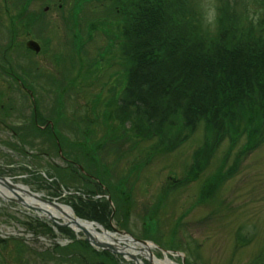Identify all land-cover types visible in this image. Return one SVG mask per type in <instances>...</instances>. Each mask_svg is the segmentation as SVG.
Returning a JSON list of instances; mask_svg holds the SVG:
<instances>
[{
	"label": "rangeland",
	"instance_id": "obj_1",
	"mask_svg": "<svg viewBox=\"0 0 264 264\" xmlns=\"http://www.w3.org/2000/svg\"><path fill=\"white\" fill-rule=\"evenodd\" d=\"M102 1L103 5L108 2ZM233 1H236L233 5L236 13L244 3L253 7L250 16L258 19L264 16L263 7L253 4L252 0ZM197 3L202 8L199 15ZM221 3L222 0H192V6L187 4L186 8L197 16L192 22L201 31L205 27L212 31L214 27L204 19L205 6H214L217 13ZM101 4L94 0L80 9L78 5L75 10L74 0H0V177L51 198L59 205L69 206L65 191L51 196L52 188H39L33 182L36 175L44 176L45 168H36V163H44L32 156L35 148L25 142L32 136L41 138L39 134L26 133L23 127L32 109L37 108L43 119H47L46 124H50L49 115L56 118L58 133L66 139L65 149L78 153L88 171L93 166L84 161L80 148L72 144L76 141L84 145L85 158L92 157L107 175L121 180L113 181L110 191L119 196L124 194L127 216L122 227L116 226L113 218L109 219L110 225L149 242L150 264L154 258L167 264H182L183 253L190 264H264V141L239 152L245 137L232 145L225 137L196 176L191 177L188 167L194 151L203 144L202 125L174 147L170 148L166 141L153 149L150 157L146 154L157 142L156 136L137 139L134 148L130 147L131 139L117 140L114 137L116 120L105 116L102 107L107 105L111 109L108 102L122 84L125 64L116 56L120 38L112 37L114 24L100 19L106 13L105 5ZM75 36L79 49L72 45ZM30 38L38 43L37 52L25 46ZM26 66L31 68V74L24 73ZM35 124L43 125L39 120ZM11 127L23 134L22 141L10 132ZM173 132L176 131L172 127ZM236 152L239 159L235 157ZM66 154L70 155L68 151ZM62 157L60 153H51L49 159L64 165ZM32 168L38 173L33 174ZM218 170H221L220 177L214 174L208 181ZM219 178L222 180L217 189L205 196L201 188L213 185ZM3 186L23 197L15 187ZM10 197L0 196V238L6 240L0 243V264H43L39 258L54 242L64 245L74 238L82 240L81 231L74 232L64 226L71 231L70 235L64 227L60 232L45 212L27 204L23 198L19 202L13 193ZM51 217L64 222L60 216ZM35 222H43L50 229L42 232L43 228ZM104 229L115 237L121 236ZM15 239L23 247L20 254L14 252ZM120 244L133 245L126 241ZM136 252L140 259L147 261L144 257L148 255ZM123 262L132 264L130 260ZM57 264L74 263L59 261Z\"/></svg>",
	"mask_w": 264,
	"mask_h": 264
},
{
	"label": "trees",
	"instance_id": "obj_2",
	"mask_svg": "<svg viewBox=\"0 0 264 264\" xmlns=\"http://www.w3.org/2000/svg\"><path fill=\"white\" fill-rule=\"evenodd\" d=\"M92 1L74 0V8L77 10L81 5L80 9ZM95 1L103 5L102 0ZM107 1L104 4L106 8H103L106 13L100 19L103 23L114 24L112 37L120 38L116 56L125 64L122 84L108 102L111 109L107 105L102 107L105 116L116 120L114 137H118L117 140L131 139L130 147L134 148L137 139L156 136L157 142L150 146L146 154L150 157L153 149H158L166 141L170 148L174 147L202 125L203 144L194 151L188 167L191 177L196 176L209 154L225 137L231 145L245 137L239 152L264 141V16L259 19L258 16H250L253 7L244 3L245 7L242 6V10L236 13L233 9L236 1L222 0L217 7L215 27L212 31H207L206 27L201 31L192 22L197 16L186 8L187 4L192 6V0ZM252 2L263 7L264 11V0ZM197 6L196 13L199 15L202 8L198 3ZM72 45L78 49L81 47L76 36ZM24 69V73L31 74V68L26 66ZM7 72L9 74L11 70ZM48 118L51 126L45 123L47 119H43L38 109L33 108L23 127L26 133L39 134L37 136L41 138L32 136L25 142L35 148L32 156L44 163H36V168H45V176L36 175L33 182L39 188H52L49 192L51 196L66 191L67 202L76 216L96 221L110 230L109 219L113 218L116 226L122 227L127 216L124 194L111 193L113 181L117 183L121 180L107 175L92 157L85 158L82 143L69 140V144L80 148L84 161L92 164L93 170L88 171L78 153L65 149L66 139L58 133L56 118L50 115ZM38 120L45 125L38 127L35 124ZM172 127L176 132L171 134ZM9 130L22 141L23 134L13 127ZM58 149L64 165L49 159L51 153L58 155ZM92 150L95 151V148ZM67 151L70 155L66 154ZM239 152L235 153L237 159ZM227 155L228 151L224 157ZM220 171L209 176L208 181L214 174L220 177ZM31 172L38 173L35 168ZM221 180L219 178L213 185H208L209 189L202 187L201 191L210 196ZM35 225L43 228L42 232L50 229L43 222H35ZM64 228L57 226L60 232ZM64 231L70 235V230L65 228ZM34 234H37L36 230ZM6 239L12 241V237ZM4 241L0 238V243ZM13 242L17 244L14 252L20 254L23 251L20 241L15 239ZM43 253L45 255L39 258V263L43 264L48 261L55 264L59 261L124 264L121 257L107 250L94 249L86 241L75 238L64 245L54 242ZM183 255L184 264H190L186 254Z\"/></svg>",
	"mask_w": 264,
	"mask_h": 264
},
{
	"label": "bare ground",
	"instance_id": "obj_3",
	"mask_svg": "<svg viewBox=\"0 0 264 264\" xmlns=\"http://www.w3.org/2000/svg\"><path fill=\"white\" fill-rule=\"evenodd\" d=\"M3 184H4V182L0 181V196L8 197V196L11 195V191L9 192L3 186ZM16 189L21 191V194L23 196L22 198H23L24 201H26L27 204L34 205L35 207H39L43 211V213L44 212H48L51 216H60L65 221H68V222L71 221V226L75 230L79 229L76 226V224H78L81 227L85 228V230L95 240L110 242L116 248H118L120 250H124V252L128 251V252L135 253L137 250H139L141 255H143V256H147L148 255L147 254V251H148V247L147 246L149 245V243L143 244V246H142V244H137V245H140V246H136V244L133 243V245L128 244L129 247L121 248L120 241H126V242H129V243H132L129 240L130 239L129 236L120 234L121 235L120 237H115L114 236L115 234L109 233L108 231L105 232L102 229H100L101 231L100 230L98 231V230H96V228H98V227L95 224L75 218V216L73 215L72 211L68 207H66L64 205H58V208H56V207H54V206H52V205H50L48 203L42 202V201L38 200L36 197L26 193L25 191L28 190V189H26V187L24 188L21 185L16 186ZM73 220L75 221L76 224L72 223ZM113 238L117 239L118 242H114L115 240H113ZM138 260H139L138 261L139 264H144L141 261L140 258H138ZM152 264H167V261H160V260H157V259L154 258L153 261H152Z\"/></svg>",
	"mask_w": 264,
	"mask_h": 264
},
{
	"label": "water",
	"instance_id": "obj_4",
	"mask_svg": "<svg viewBox=\"0 0 264 264\" xmlns=\"http://www.w3.org/2000/svg\"><path fill=\"white\" fill-rule=\"evenodd\" d=\"M25 45L28 47V48H31L33 51H38V49H39V46H38V44L35 42V41H33V40H28V41H26L25 42ZM0 180L1 181H3L4 182V184L8 187V188H12V187H16V185H14V184H12V183H10V182H8V181H6L3 177H0ZM12 191V193L15 195V196H17V200L19 201V202H21L22 203V198L16 193V192H14L13 190H11ZM26 193H28V194H30V195H32V196H34V197H36L38 200H40V201H42V202H45V203H48V204H50V205H52V206H54V207H56V208H58V204L56 203V202H54V201H52V200H49V199H47V198H44V197H41V196H39L38 194H36V193H34V192H32V191H30V190H26L25 191ZM7 199H10L11 197H6ZM13 199V198H12ZM34 208H39V207H35L34 206ZM40 209V208H39ZM46 217L47 218H49L53 223H55L56 225H59V226H70L74 231H76L72 226H71V221H64V222H58V221H56V220H54L53 218H51V215L48 213V212H46ZM77 218V217H76ZM77 219H79V218H77ZM81 220H83V219H81ZM83 221H87V222H89V223H93V224H95L97 227H99L100 229H102L103 231H107V230H105L101 225H99L98 223H96V222H94V221H89V220H83ZM72 223H74V224H76L75 223V221L73 220L72 221ZM76 226L79 228V230L82 232V234H83V236L81 237V239H83V240H85V241H87L90 245H92L93 247H95V248H100V249H106V250H108V251H110V252H113V253H115V254H119V255H121L122 257H124V258H127V259H129V260H131V262H132V264H139L138 263V253H132V252H128V251H126V252H124V250H120V249H118V248H116L112 243H110V242H106V241H100V240H95L86 230H85V228H83V227H81L80 225H78V224H76ZM116 232L117 233H119V234H122V235H127V236H129V240L131 241V242H134V243H140V244H146L147 242L145 241V240H143V239H138V238H135V237H133V236H131L130 234H128L127 232H125V231H123V230H118V229H116ZM113 240H115L114 242H118L117 241V239H115V238H113ZM121 245V248H124V247H126V246H124V245H122V244H120ZM138 249V248H137ZM140 249V248H139ZM147 260L150 262V256L148 255L147 256Z\"/></svg>",
	"mask_w": 264,
	"mask_h": 264
},
{
	"label": "clouds",
	"instance_id": "obj_5",
	"mask_svg": "<svg viewBox=\"0 0 264 264\" xmlns=\"http://www.w3.org/2000/svg\"><path fill=\"white\" fill-rule=\"evenodd\" d=\"M206 11H205V22L206 24L215 27L216 24V9L214 6H205Z\"/></svg>",
	"mask_w": 264,
	"mask_h": 264
},
{
	"label": "flooded vegetation",
	"instance_id": "obj_6",
	"mask_svg": "<svg viewBox=\"0 0 264 264\" xmlns=\"http://www.w3.org/2000/svg\"><path fill=\"white\" fill-rule=\"evenodd\" d=\"M59 1V0H58ZM30 39H32V38H30Z\"/></svg>",
	"mask_w": 264,
	"mask_h": 264
}]
</instances>
